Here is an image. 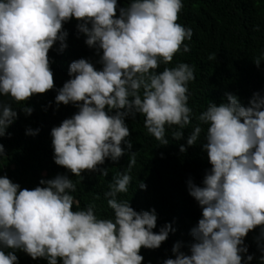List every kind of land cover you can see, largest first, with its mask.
I'll list each match as a JSON object with an SVG mask.
<instances>
[{"label":"clouds","instance_id":"1","mask_svg":"<svg viewBox=\"0 0 264 264\" xmlns=\"http://www.w3.org/2000/svg\"><path fill=\"white\" fill-rule=\"evenodd\" d=\"M181 8L182 0H129L115 15L116 0H0V96L23 102L53 87L47 53L54 42L63 50L62 22L75 18L84 43L102 50V67L95 69L85 58L68 65L70 78L55 101L73 102L78 111L50 130L55 164L82 179V170L96 171L105 158L116 161L131 148L125 117L135 114L144 117V128L159 145H167L169 135L183 137L181 153L202 135L199 144L211 167L200 185L186 181L201 216L189 230L188 253L178 241L171 249L174 258L162 264H242L243 237L255 226H260L257 259L264 264V89L254 91L247 106L225 92V101H209L193 113L188 105L193 67L178 61L156 71L176 52L189 50L182 42L192 30L176 22ZM261 61L252 60L257 67ZM11 105L0 102V136L16 119ZM21 111L27 115L32 109ZM193 117L197 123L185 137L182 130ZM25 132L35 135L38 129ZM135 163L136 152H128L126 170L113 176L103 193L111 209L107 216L97 215L94 203L73 208L76 185L66 174L41 179L32 189L0 176V264H16L11 251L16 249L47 264H57V258L61 264H140L139 249L158 247L174 229L165 223L153 232V209L137 211L128 199L117 198L128 191ZM99 173L107 175L108 169ZM252 259L243 255V264Z\"/></svg>","mask_w":264,"mask_h":264},{"label":"trees","instance_id":"2","mask_svg":"<svg viewBox=\"0 0 264 264\" xmlns=\"http://www.w3.org/2000/svg\"><path fill=\"white\" fill-rule=\"evenodd\" d=\"M128 4L129 0H116L115 15L119 14L120 7ZM176 22L192 30L191 38L182 42L189 45V50L176 52L171 61L161 64L156 71L174 66L178 61L193 67V79L188 82V105L193 113L203 111L209 101L216 104L225 101V92L236 95L238 102L247 106L251 94L264 89V0H182ZM77 23L72 17L62 22L61 30L67 32L66 46L59 50L58 42H54L48 50L53 78L51 89L34 93L23 102H13L10 97L0 96V102H12L11 106L17 112L16 119L6 128V134L0 136V145H3L0 176H6L20 188L32 189L41 179L66 174L76 185V191L71 194L78 204L73 208H84L94 203V212L107 216L111 215V209L103 193L108 190L113 176L126 170L128 152L135 151L136 163L128 173L131 177L128 191L118 193L117 198L128 199L130 206L137 211L153 209L156 214L153 232L165 223L174 229L158 247L139 249L143 257L140 264H162L164 259L174 258L171 249L178 241L180 250L187 254L192 241L189 230L200 218L201 209L188 194L186 181L191 178L193 183L200 185L206 170L211 167L199 144L202 135L197 144L185 145V151L181 153L179 145L185 144L183 137L173 140L166 131L169 143L159 145L144 128V117L135 114L125 117L129 129L125 139L131 141V148L116 161L105 158L96 171L82 170L80 179L53 160L51 128L78 111L73 102L63 104L55 101L57 89L70 78L69 63L85 58L95 69L102 67L99 63L102 50L84 43V35L75 27ZM256 57L262 59L259 67L252 62ZM22 106H28L32 111L25 115L21 111ZM195 123L197 121L193 117L182 130L185 137ZM28 128L38 129V132L26 134ZM121 147H124L123 143ZM101 168L108 169L107 175L99 173ZM137 182H142L145 187L139 188ZM259 227L255 226L243 237L247 253L241 256L242 264L246 254L253 255L248 264H259L256 240ZM11 251L17 256L16 264H47L43 257L34 259L22 250ZM57 264H61L59 258Z\"/></svg>","mask_w":264,"mask_h":264}]
</instances>
